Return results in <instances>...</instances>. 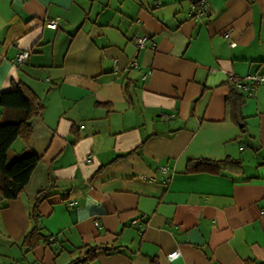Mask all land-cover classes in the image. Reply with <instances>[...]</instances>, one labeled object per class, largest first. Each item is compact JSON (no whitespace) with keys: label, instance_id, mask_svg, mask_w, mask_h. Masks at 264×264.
<instances>
[{"label":"crops","instance_id":"crops-1","mask_svg":"<svg viewBox=\"0 0 264 264\" xmlns=\"http://www.w3.org/2000/svg\"><path fill=\"white\" fill-rule=\"evenodd\" d=\"M205 1L0 0V92L42 104L7 152L40 160L0 197V264H264V83L247 78L264 0ZM228 157L242 169L187 171Z\"/></svg>","mask_w":264,"mask_h":264},{"label":"trees","instance_id":"trees-1","mask_svg":"<svg viewBox=\"0 0 264 264\" xmlns=\"http://www.w3.org/2000/svg\"><path fill=\"white\" fill-rule=\"evenodd\" d=\"M242 103L238 97L237 110ZM0 105L12 112V116L0 118V197L14 199L18 197L29 182L31 174L40 160L37 153L22 155L12 161L8 159V150L19 136L28 138L32 133V117L39 113L42 104L37 94L23 83L15 84L10 90L0 92ZM224 168L242 169V162L234 158L222 160L191 159L187 163V171L207 170L219 172ZM48 196L46 189L39 191L31 210L33 227L26 235L29 240L39 233L37 206Z\"/></svg>","mask_w":264,"mask_h":264},{"label":"built area","instance_id":"built-area-1","mask_svg":"<svg viewBox=\"0 0 264 264\" xmlns=\"http://www.w3.org/2000/svg\"><path fill=\"white\" fill-rule=\"evenodd\" d=\"M196 10H195V15L196 16H201L203 14H205L207 12V3L205 0H196L195 2ZM46 24L49 27L52 28H57L58 26V19H47ZM148 39V35L144 34V33H139L134 37L135 40V44L137 45L138 48L144 46L146 40ZM231 45H235V42H231ZM30 55V51L29 50H21L17 56H16V61L18 63H23L24 61L27 60V58ZM133 64L137 65V60L134 59L133 60ZM248 79L251 80L254 88L259 85V84H263L264 83V73H254L252 75H248L247 76ZM237 86H243V83L239 82L237 83ZM134 223L138 222V219H134L133 221ZM177 251H173L172 253H170V256H173L176 254Z\"/></svg>","mask_w":264,"mask_h":264},{"label":"rangeland","instance_id":"rangeland-1","mask_svg":"<svg viewBox=\"0 0 264 264\" xmlns=\"http://www.w3.org/2000/svg\"><path fill=\"white\" fill-rule=\"evenodd\" d=\"M12 261H13V260H12ZM12 261H10L9 264H13V262H15V261H13V262H12ZM19 261H20V260H17L16 263L19 262Z\"/></svg>","mask_w":264,"mask_h":264}]
</instances>
